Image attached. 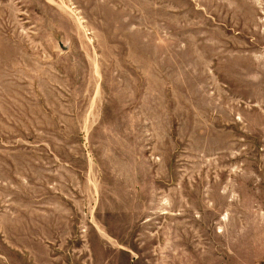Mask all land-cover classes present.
Wrapping results in <instances>:
<instances>
[{
  "label": "rangeland",
  "instance_id": "rangeland-1",
  "mask_svg": "<svg viewBox=\"0 0 264 264\" xmlns=\"http://www.w3.org/2000/svg\"><path fill=\"white\" fill-rule=\"evenodd\" d=\"M264 264V0H0V264Z\"/></svg>",
  "mask_w": 264,
  "mask_h": 264
},
{
  "label": "crops",
  "instance_id": "crops-1",
  "mask_svg": "<svg viewBox=\"0 0 264 264\" xmlns=\"http://www.w3.org/2000/svg\"><path fill=\"white\" fill-rule=\"evenodd\" d=\"M166 260H168V257L165 256V260L163 261V263L168 264Z\"/></svg>",
  "mask_w": 264,
  "mask_h": 264
}]
</instances>
